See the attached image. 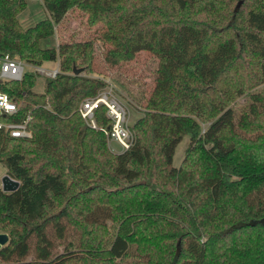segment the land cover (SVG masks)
I'll use <instances>...</instances> for the list:
<instances>
[{
	"label": "trees",
	"instance_id": "obj_1",
	"mask_svg": "<svg viewBox=\"0 0 264 264\" xmlns=\"http://www.w3.org/2000/svg\"><path fill=\"white\" fill-rule=\"evenodd\" d=\"M41 4L24 26L27 0H0V55L58 62L42 91L32 70L0 81L14 119L30 115L29 136L0 130V163L19 182L0 187V264H264V0ZM72 8L101 23L109 65L157 58L126 150L109 151L103 105L95 127L78 112L106 86L90 75L92 41L47 45Z\"/></svg>",
	"mask_w": 264,
	"mask_h": 264
},
{
	"label": "rangeland",
	"instance_id": "obj_2",
	"mask_svg": "<svg viewBox=\"0 0 264 264\" xmlns=\"http://www.w3.org/2000/svg\"><path fill=\"white\" fill-rule=\"evenodd\" d=\"M45 15L41 0H27L26 9L20 13V20L24 26L30 25ZM101 23L90 24L87 21L86 14L78 8L69 10L60 24L54 27V34L47 45L57 46L60 41H86L93 43L92 72L90 75L99 77L106 82L104 89L111 88L112 93L125 106V123L130 127L133 122L142 115L144 99L149 95L154 84V71L157 65V58L151 52L146 50L138 51L135 56L126 62H121L116 66H111L103 59L104 52L108 45L101 39ZM46 68L58 67V62H44ZM25 69L32 67L26 65ZM44 76H38L34 89L42 91L44 87ZM262 85L255 89H260ZM245 97L242 96L236 100L235 106L242 104ZM133 135V132L131 130ZM189 142L186 135L178 143L172 164L179 166L185 148ZM107 147L110 152L117 153L121 150L120 146L114 141L107 140ZM6 174V169L0 163V185L1 178Z\"/></svg>",
	"mask_w": 264,
	"mask_h": 264
},
{
	"label": "built area",
	"instance_id": "obj_3",
	"mask_svg": "<svg viewBox=\"0 0 264 264\" xmlns=\"http://www.w3.org/2000/svg\"><path fill=\"white\" fill-rule=\"evenodd\" d=\"M26 65H30L23 60L13 58L9 54L0 55V81L18 80L27 70ZM32 71L44 77H54L58 71L56 68H46L42 65H30ZM98 105L105 107V114L110 120V125L101 127L108 141L116 142L121 150L130 147L133 135L130 127L125 123V106L112 93L111 88L102 89L93 97L85 98L78 107V112L84 121L91 127H95L94 109ZM18 104L12 100L6 92L0 90V130L8 132L11 136H29L27 127L30 115L27 114L22 120H15L14 116L18 112Z\"/></svg>",
	"mask_w": 264,
	"mask_h": 264
},
{
	"label": "water",
	"instance_id": "obj_4",
	"mask_svg": "<svg viewBox=\"0 0 264 264\" xmlns=\"http://www.w3.org/2000/svg\"><path fill=\"white\" fill-rule=\"evenodd\" d=\"M240 4V1H238L236 7H238ZM19 185V182L7 174L3 175L1 178V189L5 192H11L17 189ZM8 241V235L5 232H0V248L5 245Z\"/></svg>",
	"mask_w": 264,
	"mask_h": 264
}]
</instances>
